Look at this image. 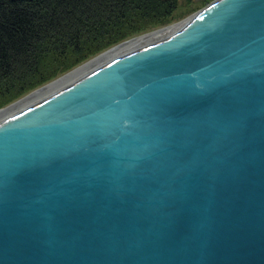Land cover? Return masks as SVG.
Returning <instances> with one entry per match:
<instances>
[{"label": "water", "instance_id": "1", "mask_svg": "<svg viewBox=\"0 0 264 264\" xmlns=\"http://www.w3.org/2000/svg\"><path fill=\"white\" fill-rule=\"evenodd\" d=\"M0 264H264V0L1 118Z\"/></svg>", "mask_w": 264, "mask_h": 264}, {"label": "trees", "instance_id": "2", "mask_svg": "<svg viewBox=\"0 0 264 264\" xmlns=\"http://www.w3.org/2000/svg\"><path fill=\"white\" fill-rule=\"evenodd\" d=\"M178 0H0V104L169 19Z\"/></svg>", "mask_w": 264, "mask_h": 264}, {"label": "rangeland", "instance_id": "3", "mask_svg": "<svg viewBox=\"0 0 264 264\" xmlns=\"http://www.w3.org/2000/svg\"><path fill=\"white\" fill-rule=\"evenodd\" d=\"M215 1L216 0H178L177 8L175 9L173 15L169 19L165 20L164 22H162L160 24L153 25V26L149 27L145 31H142V32H139V33H136V34H133V35L129 36L125 40L120 41V42H118V43H116V44H114V45H112V46L100 51L99 53L89 57L84 62L80 63L79 65H77L75 67H72L71 69H69V70H67V71H65L63 73L62 72L59 73L58 76L48 80L44 84H42V85H40V86H38V87H36L34 89H31V90L25 92L23 95H21V96L15 98V99L9 101L8 103L5 102L3 104H0V111L2 109L8 108L11 105L19 102L20 100L25 98L31 92H33V91H35L37 89H40V88L44 87L45 85L55 81L56 79L61 78V77L65 76V75H67L68 73L78 69L79 67H81L85 63H88L89 61L93 60L97 56L109 51L110 49H112L114 47H117V46H119L121 44L129 42L130 40H133V39H136V38L151 34V33L155 32V31L167 28L169 26H172V25H175V24H180L182 22L190 20L192 17H194L195 15L200 13L203 9H205L207 6H209L211 3L215 2Z\"/></svg>", "mask_w": 264, "mask_h": 264}, {"label": "bare ground", "instance_id": "4", "mask_svg": "<svg viewBox=\"0 0 264 264\" xmlns=\"http://www.w3.org/2000/svg\"><path fill=\"white\" fill-rule=\"evenodd\" d=\"M189 21V20H188ZM187 23V21L182 22L180 24H175L172 26H169L167 28L155 31L151 34L130 40L129 42H126L124 44H121L117 47H114L112 49H110L109 51L97 56L96 58H94L93 60L89 61L88 63H85L84 65H82L81 67H79L78 69L68 73L67 75L56 79L55 81L45 85L44 87L37 89L33 92H31L30 94H28L25 98H23L22 100H20L19 102L11 105L8 108L2 109L0 111V119L5 117L6 115L10 114L11 112L17 110L18 108L24 106L25 104L35 100L36 98L46 94L47 92L59 87L60 85L74 79L75 77L83 74L84 72L88 71L89 69L93 68L94 66L98 65L99 63L103 62L104 60L116 55L117 53L150 38L168 33L170 31L176 30L181 28V26H184V24Z\"/></svg>", "mask_w": 264, "mask_h": 264}]
</instances>
